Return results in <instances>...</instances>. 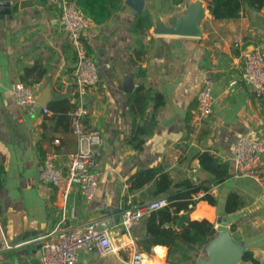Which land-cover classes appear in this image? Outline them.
I'll list each match as a JSON object with an SVG mask.
<instances>
[{"label": "crops", "instance_id": "1", "mask_svg": "<svg viewBox=\"0 0 264 264\" xmlns=\"http://www.w3.org/2000/svg\"><path fill=\"white\" fill-rule=\"evenodd\" d=\"M9 1V17L0 18V165L4 170L0 264H40V235L56 224L73 229L89 222L97 226L110 222L105 229L113 251L80 249L76 264H129L133 251L143 254L146 264H173L168 260V247L153 245L145 252L135 244L143 236L148 214L133 223L128 232L119 224L125 206L157 198L151 181L129 190L127 178L139 168L161 167L174 182L184 178L194 184L213 181L212 175L198 165L197 155L204 151L227 163L230 175L220 183H212L210 193L216 206L199 201L189 218H206L215 230L227 218L233 240L264 264L261 187L254 178L237 175L233 160L238 138L264 137V99L256 98L241 78L243 51L256 48L264 54V7L223 20L214 19L206 10L203 32L197 37L153 34L151 24L141 38L140 33L131 31L136 12L124 1L122 9L103 24L91 23L83 41L96 66L98 81L87 90L83 102L87 113L81 120L86 129H95L101 136L97 184L91 198L83 199L71 188L64 201L59 189L41 182L37 175L46 154L50 153L53 162L63 168L67 154L86 146L71 134L57 108L63 106L62 100L71 108L76 106L73 50L56 22L53 6L46 0ZM162 2L159 5L155 0H143L142 8L150 12L151 22L153 15L165 19L183 8V3L169 7L166 0ZM140 38L145 51L141 62L135 64L133 48ZM33 64H38L43 73L27 85L23 70ZM139 68L143 69L142 76ZM35 75L33 69L25 79ZM206 77L212 80L213 106L211 115L199 121L193 113L195 96ZM20 81L34 90L35 98L48 88L44 107L36 102L27 108L17 106L12 91ZM139 84L143 90L160 93L164 103L153 110L149 99L143 113L136 116L135 96H140L142 90L136 94L134 91ZM48 102H54V109L45 108ZM151 115L154 125L143 126L150 132L143 133L140 148L134 149L128 138ZM258 171L264 172V154ZM232 192L240 196L242 205L226 212L225 204ZM201 195L199 192L194 199ZM181 214L184 225L187 214ZM190 256L195 262L199 256L206 257L204 246ZM171 258L188 263L182 251ZM237 264L253 263L241 258Z\"/></svg>", "mask_w": 264, "mask_h": 264}, {"label": "built area", "instance_id": "2", "mask_svg": "<svg viewBox=\"0 0 264 264\" xmlns=\"http://www.w3.org/2000/svg\"><path fill=\"white\" fill-rule=\"evenodd\" d=\"M56 12V22L64 31L70 44L74 63L72 75L74 79L73 94L76 106L69 112V130L79 142L84 141L85 148L69 153L65 157L63 168L58 167L52 155L46 154L38 169V179L43 183L55 186L65 201L71 188H75L83 199L93 196L97 184L96 159L99 155L101 136L95 129H86L82 116L87 113L83 106L84 97L89 88L96 85L98 74L94 61L87 54L83 44L85 32L91 21L76 8L74 0H46ZM244 65L241 78L248 84L256 98L264 99V54L259 49L243 51ZM15 103L20 108H27L35 102L34 90L17 82L12 91ZM196 108L194 116L201 121L212 112V80L204 78L196 92ZM264 154V137L251 138L242 136L233 147V160L236 174L254 178L261 187L264 200V172L258 166ZM129 202L127 201L126 204ZM166 198H156L139 205H127L120 211L119 224L128 232L133 223L162 206H166ZM63 219V217H62ZM40 264H76L77 252L80 249L95 250L98 253L113 251L108 232L105 228L97 229V224L89 222L83 226L66 229L56 226L38 237ZM145 256L132 252L129 264H146Z\"/></svg>", "mask_w": 264, "mask_h": 264}, {"label": "trees", "instance_id": "3", "mask_svg": "<svg viewBox=\"0 0 264 264\" xmlns=\"http://www.w3.org/2000/svg\"><path fill=\"white\" fill-rule=\"evenodd\" d=\"M124 0H74L76 8L88 18L92 24H103L112 14L122 9ZM184 0H166L169 7L177 6ZM264 7V0H207L208 13L216 20L234 19L240 16V14L246 10L258 11ZM151 14L146 8L135 13V17L131 26V31L140 33L142 38L145 35V31L151 26ZM136 42L135 48H133V55L136 57L133 63L137 64L141 62L140 58L144 56V43L140 41ZM84 44V41H83ZM87 52V48L84 44ZM36 71V75L32 79H25L29 76V73ZM43 69L38 64H33L30 68H24L23 70V82L27 85L36 82L41 77ZM139 75H143V69L139 68ZM25 79V80H24ZM21 82V81H20ZM142 90V94L135 96V102L137 104L135 114L140 115L143 113L144 106L149 99L153 102V110L164 103V97L158 92H151L150 89H144L139 84L136 87L134 93ZM140 98L141 101L140 102ZM64 103L63 106H58L60 111L59 118L66 121V126L69 127V112L74 108H71V104H67L66 100L60 101ZM54 102H48L46 105L47 110L54 109ZM154 118H145L143 124L138 126L137 129L128 138V142L134 149H139L142 144L141 136L145 131L143 126H153ZM199 167L210 173L213 177V181L203 180L196 184L192 183L189 178H184L178 182H174L171 176L161 167H149L139 168L133 172L128 178V189H138L143 185L151 181L153 187V193L157 198L160 195L165 194L164 198L167 199L168 204L162 206L156 210L150 211L147 215L145 229L143 236L137 238L135 244L141 251H147L153 245H164L168 247V260L173 264H180L175 262L171 257L173 253L182 251V258L188 260L187 264H194L195 260H192L190 256L191 252H197L198 249L205 246L211 238L216 234L214 224L206 218L202 219H190L189 212L193 210L196 203L199 201H205L209 205L216 206L217 201L210 193L212 183H220L225 180L229 174L228 164L221 161L217 157L213 156L207 151H204L197 155ZM4 184V170L0 165V189ZM174 188L175 190L171 191ZM199 192L202 195L196 199ZM242 205L240 196L236 192H232L228 195V199L225 204L226 212H234ZM183 211L186 215L185 224L176 229L175 224L179 217V212ZM243 259L251 261L253 264H261L255 259L250 251H245Z\"/></svg>", "mask_w": 264, "mask_h": 264}, {"label": "water", "instance_id": "4", "mask_svg": "<svg viewBox=\"0 0 264 264\" xmlns=\"http://www.w3.org/2000/svg\"><path fill=\"white\" fill-rule=\"evenodd\" d=\"M206 2V3H205ZM183 8L165 19L157 15L152 17L151 31L157 35L197 37L203 32L202 21L207 10L206 0H184ZM181 3V4H182ZM124 4L137 12L143 7V0H124ZM10 1L0 0V18L9 17ZM130 83L126 86L129 89ZM48 88H43L35 102L44 107L48 100ZM184 215L177 220L176 227L181 228ZM110 222L101 223L97 229H103ZM228 219L222 220L216 227V235L204 246L206 257L199 256L195 264H237L242 258L244 247L235 242L228 229Z\"/></svg>", "mask_w": 264, "mask_h": 264}, {"label": "rangeland", "instance_id": "5", "mask_svg": "<svg viewBox=\"0 0 264 264\" xmlns=\"http://www.w3.org/2000/svg\"><path fill=\"white\" fill-rule=\"evenodd\" d=\"M157 2V4L161 5L164 4V2H162V0H155Z\"/></svg>", "mask_w": 264, "mask_h": 264}]
</instances>
